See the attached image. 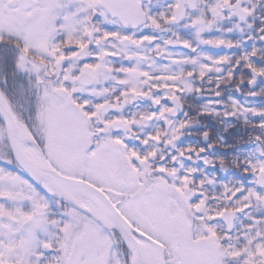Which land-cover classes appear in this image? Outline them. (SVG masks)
Wrapping results in <instances>:
<instances>
[{
    "label": "snow or ice",
    "instance_id": "1",
    "mask_svg": "<svg viewBox=\"0 0 264 264\" xmlns=\"http://www.w3.org/2000/svg\"><path fill=\"white\" fill-rule=\"evenodd\" d=\"M3 36L50 103L0 134V264H264V0H0Z\"/></svg>",
    "mask_w": 264,
    "mask_h": 264
},
{
    "label": "trees",
    "instance_id": "2",
    "mask_svg": "<svg viewBox=\"0 0 264 264\" xmlns=\"http://www.w3.org/2000/svg\"><path fill=\"white\" fill-rule=\"evenodd\" d=\"M36 83V80H21L12 67L11 60L4 61L0 58V92L16 118L26 126L29 117H39L47 110L44 91L32 93L29 89V84L35 86ZM232 174L233 171L230 170V173H225L224 177L219 178L227 179Z\"/></svg>",
    "mask_w": 264,
    "mask_h": 264
},
{
    "label": "flooded vegetation",
    "instance_id": "3",
    "mask_svg": "<svg viewBox=\"0 0 264 264\" xmlns=\"http://www.w3.org/2000/svg\"><path fill=\"white\" fill-rule=\"evenodd\" d=\"M10 30H11V29H10ZM163 35L166 36L167 33H164ZM182 35H184L185 37H188V36H190V33H188V32H183ZM5 37H7V36H5ZM0 38H1V37H0ZM4 40H8V37L5 38ZM9 43L14 44V43H17V41H16V40H9ZM205 50H206V51H213V54H218V53H219V50H211V49H205ZM28 57H29V59L34 60V62H35L36 65H38V66L47 63L46 61H43V60L41 59L40 56H38V55H33L32 53H29V54H28ZM51 70H52L51 67H49L48 72L50 73ZM42 77H43V74H41L40 77H37L36 81H38L39 79H42ZM237 96L239 97V94H237ZM240 98H242V97H240ZM258 102H259V103H264V100H259ZM205 123H210V124H212V125L215 127V129H216L217 131H220V134L224 136L225 141H226L227 143L232 144V143L234 142V139H235V136L237 135V133L232 132V133H231V138H230V137H229V133H224V132L222 131L223 125L219 124L216 120L201 121V122L198 123V124H194V125L188 130V132L186 133V136H185L184 138H182V139L184 140V142H185V143H196V142H201V143H202L201 138L197 135V133L201 130V128L204 126ZM243 134L245 135V139H247V132H243ZM219 151L223 152V151H225V150L221 149V150H219ZM227 173H230V171L227 172ZM219 176L224 177V176H225V173H223V172H222V173H219Z\"/></svg>",
    "mask_w": 264,
    "mask_h": 264
},
{
    "label": "water",
    "instance_id": "4",
    "mask_svg": "<svg viewBox=\"0 0 264 264\" xmlns=\"http://www.w3.org/2000/svg\"><path fill=\"white\" fill-rule=\"evenodd\" d=\"M0 117H3V120H1V121H2L3 126H4V130L7 129L9 134L12 135L14 138H20L19 134H21L22 132L19 131V127H18V124H17L15 118L13 117L11 111L5 105V103L3 102L1 97H0ZM23 131H24L23 134L26 135L27 129L23 128Z\"/></svg>",
    "mask_w": 264,
    "mask_h": 264
},
{
    "label": "rangeland",
    "instance_id": "5",
    "mask_svg": "<svg viewBox=\"0 0 264 264\" xmlns=\"http://www.w3.org/2000/svg\"><path fill=\"white\" fill-rule=\"evenodd\" d=\"M50 103V102H49ZM49 107V106H48ZM0 134H2V132H1V128H0Z\"/></svg>",
    "mask_w": 264,
    "mask_h": 264
},
{
    "label": "bare ground",
    "instance_id": "6",
    "mask_svg": "<svg viewBox=\"0 0 264 264\" xmlns=\"http://www.w3.org/2000/svg\"><path fill=\"white\" fill-rule=\"evenodd\" d=\"M23 136H25V135L23 134ZM23 136H22V137H23Z\"/></svg>",
    "mask_w": 264,
    "mask_h": 264
}]
</instances>
